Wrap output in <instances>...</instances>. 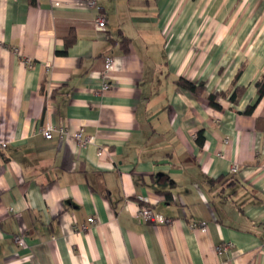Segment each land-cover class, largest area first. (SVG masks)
<instances>
[{
  "label": "crops",
  "instance_id": "crops-1",
  "mask_svg": "<svg viewBox=\"0 0 264 264\" xmlns=\"http://www.w3.org/2000/svg\"><path fill=\"white\" fill-rule=\"evenodd\" d=\"M261 75L264 0H0V264H264Z\"/></svg>",
  "mask_w": 264,
  "mask_h": 264
},
{
  "label": "built area",
  "instance_id": "built-area-1",
  "mask_svg": "<svg viewBox=\"0 0 264 264\" xmlns=\"http://www.w3.org/2000/svg\"><path fill=\"white\" fill-rule=\"evenodd\" d=\"M85 4L88 7H94L96 4V0H84ZM97 26L101 29H103L105 27V19L103 17H99L97 19ZM111 63V58L107 59V64L108 66H110ZM111 85L107 82H104L102 85V89L106 90L110 87ZM54 127L51 125H45V127L42 130V134L44 136L45 139H51L52 137V132L54 131ZM59 134L61 136H63L65 133L63 131V129L59 130ZM75 142H77L79 145L81 146H86L90 143H93V137L89 136V135H84L81 130L76 131L71 133L70 135ZM4 144L0 143V147H3ZM236 171V167L232 168V172ZM138 218L140 221L142 222H146V223H151V224H166L170 222V219L160 213L155 212L150 206H148L145 203H142L139 206V210H138ZM96 222V219L94 217H89L87 219V223L93 224ZM201 225L203 226L204 223H201ZM86 227V226H85ZM14 241L18 244H22V237L19 235H15L14 237ZM230 243L226 244V247H229Z\"/></svg>",
  "mask_w": 264,
  "mask_h": 264
},
{
  "label": "trees",
  "instance_id": "trees-1",
  "mask_svg": "<svg viewBox=\"0 0 264 264\" xmlns=\"http://www.w3.org/2000/svg\"><path fill=\"white\" fill-rule=\"evenodd\" d=\"M28 4L32 7H37L41 0H27ZM128 40L126 39H122V43L126 44ZM125 52H127V49H124ZM238 73H240V70L238 71ZM174 84H176L177 86L181 87L182 89L194 93V94H203L205 92V87L203 83H199L196 84L186 78L183 77H177L176 79H174L173 81ZM234 84V83H233ZM254 86L256 88V92H257V99L255 100V102L252 105H249L246 107V109L243 111L244 114H250L254 108V106L256 105V103L258 102V100L263 96L264 94V75H261L255 82H254ZM244 88L243 87H239V86H235L232 90V92L229 94H227V92L224 91H218L215 93H209L207 95V100L208 103L211 107L215 108V109H219L220 105L216 102V98L217 97H223V98H228V100L233 103V104H237L239 101V98L241 96V94L243 93ZM202 140L201 134H199V136L197 137V141L200 143Z\"/></svg>",
  "mask_w": 264,
  "mask_h": 264
}]
</instances>
